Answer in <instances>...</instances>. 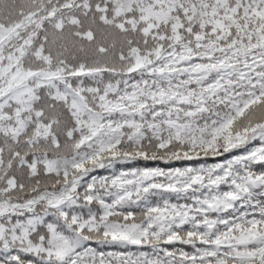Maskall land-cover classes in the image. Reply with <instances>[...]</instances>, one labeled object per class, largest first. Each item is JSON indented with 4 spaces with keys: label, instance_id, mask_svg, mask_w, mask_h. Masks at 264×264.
<instances>
[{
    "label": "snow or ice",
    "instance_id": "snow-or-ice-1",
    "mask_svg": "<svg viewBox=\"0 0 264 264\" xmlns=\"http://www.w3.org/2000/svg\"><path fill=\"white\" fill-rule=\"evenodd\" d=\"M0 264H264V0H0Z\"/></svg>",
    "mask_w": 264,
    "mask_h": 264
}]
</instances>
